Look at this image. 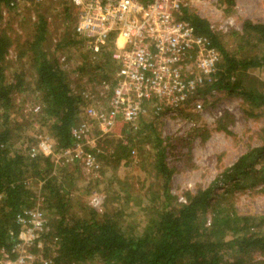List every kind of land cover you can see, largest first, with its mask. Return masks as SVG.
<instances>
[{
    "label": "trees",
    "instance_id": "16d2710c",
    "mask_svg": "<svg viewBox=\"0 0 264 264\" xmlns=\"http://www.w3.org/2000/svg\"><path fill=\"white\" fill-rule=\"evenodd\" d=\"M8 1L0 0V19ZM59 1L63 17L69 18L67 1ZM180 16L198 35L208 38L219 53L217 70L201 95L211 89L223 91L241 98L247 116H257L256 111L264 113V82L249 78L250 70L264 72V22L244 20L241 32L233 30L222 36L187 6ZM71 30L72 33L65 32L53 51L58 53L71 46L79 53L81 63L76 69L81 74L77 73L79 79L87 78L81 76L88 69L108 72L111 68L108 51L94 57L84 47L83 39ZM9 31L10 28L0 29V250L10 252L22 229L17 215L32 209L40 200L46 225L39 237L43 253L35 264L48 259V264H264L263 259L252 258L255 251L264 253V214L238 212L233 197L236 190L264 181V126L259 130L262 144L224 169L222 180L227 181L228 187L218 195H213L211 186L187 191L183 201L171 193L172 169L167 158L176 146L174 139L188 146L193 141L192 132L200 129L190 128L189 141L182 136L161 137L162 115L151 112L138 119L137 130L128 129L125 143L121 140L116 145L110 160L112 172L104 176V171H100L101 175L95 176L93 170L88 174L94 185H89V181L85 186L79 185L80 165L65 159L55 163L53 153L74 144L70 131L82 120L83 87L80 83V88L71 87L59 56L50 51L49 25L42 14L37 15L30 38L16 42V55L21 60L26 57L27 64L23 63L32 72L33 80L26 81L24 70L8 75L6 59L14 43ZM227 38L234 43L231 49ZM241 43L248 45L244 52H240ZM25 92L38 106L36 124L48 134L51 153L40 151L37 141L32 139L34 136L23 140L24 133L35 128L29 122L32 118L17 102V96ZM186 109L187 105L182 106L179 113L186 114ZM225 116L217 119V128L227 132L223 124ZM136 139L148 149L139 151L134 163L132 151ZM103 156L105 153L101 151L97 161ZM259 162V168H255ZM136 163L137 170L145 176L136 177L135 186L129 181V172L124 170ZM121 166V173L125 174L122 176L118 175ZM28 179L40 183L38 196L28 186ZM92 190L104 196L99 211L80 200L82 192L91 195ZM131 203L138 206L132 213L124 214L121 205ZM139 211L143 216L136 219L133 216H139Z\"/></svg>",
    "mask_w": 264,
    "mask_h": 264
},
{
    "label": "built area",
    "instance_id": "2783aa9c",
    "mask_svg": "<svg viewBox=\"0 0 264 264\" xmlns=\"http://www.w3.org/2000/svg\"><path fill=\"white\" fill-rule=\"evenodd\" d=\"M45 1L9 0L2 14L11 10L33 15L34 7ZM64 1L72 11L73 29L83 39L84 47L94 57L107 50L111 61L110 70L100 78L81 80L84 119L71 128L74 144L53 153L55 163L60 159L77 162L88 174L102 151L97 141L117 134V122L135 131L138 119L147 112L175 118L184 105L201 108L202 90L212 81L220 57L209 39L198 35L181 18L182 8L191 0ZM65 62V56L60 57L62 67ZM38 148L52 152L49 139H40ZM88 202L99 211L103 197L94 193ZM40 204L17 215L22 229L9 253L0 250V264H35L43 253L39 237L46 218ZM49 262L44 260L43 264Z\"/></svg>",
    "mask_w": 264,
    "mask_h": 264
},
{
    "label": "rangeland",
    "instance_id": "374dc122",
    "mask_svg": "<svg viewBox=\"0 0 264 264\" xmlns=\"http://www.w3.org/2000/svg\"><path fill=\"white\" fill-rule=\"evenodd\" d=\"M52 2L43 6H35L33 15L16 11H10L7 14L1 15L0 29L10 28L8 33L14 40L6 59V73L8 75H11L14 71L24 70L26 81L31 82L33 80L32 72L25 66L27 64L26 57H23L21 60L16 55L18 50L16 42H22L30 38L29 36L32 33L33 24L38 14L45 16L49 25L48 39L50 51H53L55 45L61 42V38L66 31L72 33L71 29L74 22L72 12L70 11L69 18H65L63 17L62 3L60 1ZM188 8L196 15L206 19L211 29L222 36L229 34L233 30L241 32V25L244 20L264 22V0H191ZM224 39L226 40V37ZM227 42V46L231 49L232 45L234 46L232 38H227ZM241 45H243V49L240 52H244L248 48V45H244L243 43ZM53 53L55 57L59 56V62L60 57L65 56L66 66H63V69L67 71L71 82L70 85L74 89L80 88L78 83L82 87L84 86L81 81L83 80L82 77H87L86 79H98L101 74L106 73V71L100 72L97 69H88L86 72H83L82 79H79V76H77L79 72L76 71L81 63L79 53L71 46L60 49L58 53L57 51H53ZM90 61L93 62V60ZM249 73L251 80L257 79L259 82H264L263 71L250 70ZM200 99L202 100L201 108L195 109L189 104L187 105L186 114L178 113V116L175 118H162L159 128L161 137L177 138L182 136L183 139L187 137V140L189 138L187 133L190 131V128L200 129L197 132H192L193 141L188 146L174 139L176 146H174L167 158L168 165L172 169L171 193L179 201L184 200L187 191H195L199 187L206 188L207 186H211L214 192L213 195L222 193L228 187L227 181L222 180L224 169L230 167L246 151L262 144L259 130L264 126L263 112L256 111L254 114L257 116L255 117L247 116L244 112L246 106L245 104L243 105L241 98L235 95H227L223 91L203 94L200 96ZM17 102L23 112L32 118L29 122L36 128L30 129L27 133L25 132L23 140L25 141L24 138L29 136H34L32 139L36 140L37 143L40 139H49L48 134L39 129V126L36 124L38 122L36 119L37 112L34 111V108L37 106L33 98L25 92L17 96ZM223 114H226L223 124L227 127V132L217 128V119ZM81 117L83 120L82 113ZM141 128L144 127L139 126V129ZM116 131L117 134H111L97 141L105 156L99 157L100 159L94 168L95 173L91 172L95 176H100V171H104L102 173L104 176L112 172L110 160L114 156L116 145L119 141L126 139L125 135L129 133L127 126L123 124ZM91 132L95 134L96 128H93ZM141 133L142 131L139 134ZM147 149L148 146L140 143L137 139L133 141L134 154L132 153V155L133 157L135 156L133 159L134 163L138 160L139 151L142 153L144 150L147 151ZM139 159L142 158L139 156ZM133 160H131V163ZM260 163L255 168H259ZM136 166H138L137 163L133 164L132 168L126 167L124 170V172H129V181L134 182L135 186L136 184L138 185L136 177L140 175L145 176L144 172H139ZM121 172H123L122 166L119 169L118 175L122 176L124 174ZM91 177L90 174L82 171L79 185L85 186L89 182V185H94V179ZM27 184L32 188L35 195L38 196L40 183L28 179ZM94 193L104 197L102 193L92 190L91 195ZM91 195L82 192L80 200L88 202ZM139 197H141V194ZM233 197L238 212L264 214V181H257L250 188L236 190L233 193ZM141 199L145 204L146 201L143 198ZM113 205L116 206L117 204ZM136 206H138L137 203H131L130 205H121V208L124 214H127L132 213V209ZM139 212V216L133 217L138 219L140 216H143L142 211ZM121 219L124 220V218ZM252 258L264 260V253L255 251L252 254Z\"/></svg>",
    "mask_w": 264,
    "mask_h": 264
},
{
    "label": "crops",
    "instance_id": "0c3cea01",
    "mask_svg": "<svg viewBox=\"0 0 264 264\" xmlns=\"http://www.w3.org/2000/svg\"><path fill=\"white\" fill-rule=\"evenodd\" d=\"M121 122L119 121V122H117V124H116V126H115V130H119V128L121 127ZM117 132V131H116Z\"/></svg>",
    "mask_w": 264,
    "mask_h": 264
}]
</instances>
